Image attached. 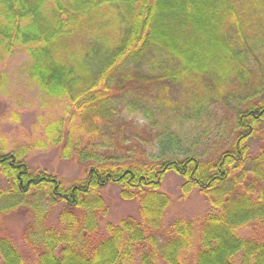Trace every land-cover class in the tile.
<instances>
[{"label":"trees","instance_id":"trees-1","mask_svg":"<svg viewBox=\"0 0 264 264\" xmlns=\"http://www.w3.org/2000/svg\"><path fill=\"white\" fill-rule=\"evenodd\" d=\"M15 54L45 96L69 103L87 140L77 156L94 164L65 186L0 135V217L30 216L34 264H264V0H0V94ZM64 125L34 147L62 145ZM169 173L183 199H207L198 223H167ZM109 186L139 217L102 236ZM0 264L29 263L0 237Z\"/></svg>","mask_w":264,"mask_h":264},{"label":"rangeland","instance_id":"rangeland-1","mask_svg":"<svg viewBox=\"0 0 264 264\" xmlns=\"http://www.w3.org/2000/svg\"><path fill=\"white\" fill-rule=\"evenodd\" d=\"M28 64V58L24 54H15L3 63L7 74V85L5 94H0V135L9 143L11 153L17 147L18 149H21L22 146L28 147L26 161L32 169L47 171L58 176L65 186L72 185L84 179L88 168L94 165L93 162H85L77 156V150L86 147L87 140L78 131V128H81L79 122L70 120L71 117L67 118L68 113L73 115L72 108L68 107L69 103L52 100L45 96L38 85L30 79L27 73ZM219 115H222L221 112ZM57 120H65L64 137L66 142L59 147L49 149L35 148V142L46 139L45 126ZM140 123L143 122L140 121ZM193 126L191 124V129ZM188 127L190 130V125ZM228 131L226 128L225 132L228 133ZM68 135H71L73 141H77V145L76 149L74 146L71 148L72 157L64 159L61 154L62 149L70 145L67 139ZM191 145L186 144L185 146L187 148ZM192 147L200 152L205 146L198 144L196 147ZM252 150L254 155L258 153V143H253ZM182 184L183 180L179 176L169 173L162 185V190L172 200L166 214L168 224L177 218L198 223L209 211L210 205L207 199L197 190H194L188 198L183 199ZM5 187L6 182L0 178V191ZM102 196L109 208L108 215L102 221V236L106 235L104 225L107 222L118 223L130 216L139 217L138 202L124 201L120 196L118 186L105 188ZM29 221L30 216L23 210L0 217V237L10 239L21 251L25 260L29 264H34V251L23 240V234ZM56 221L57 210L52 216V223H57ZM241 235L242 237L250 236V230H243Z\"/></svg>","mask_w":264,"mask_h":264}]
</instances>
